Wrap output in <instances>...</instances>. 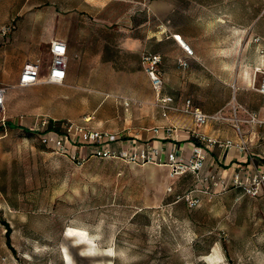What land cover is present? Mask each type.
<instances>
[{"label": "rangeland", "instance_id": "1", "mask_svg": "<svg viewBox=\"0 0 264 264\" xmlns=\"http://www.w3.org/2000/svg\"><path fill=\"white\" fill-rule=\"evenodd\" d=\"M114 1L123 13L124 1ZM73 3L82 0H0V86L7 88L0 115V264H264V195L218 191L209 173L171 176L169 166L125 157L77 163L40 141L33 129L41 115L60 121L95 115L103 97L111 111L130 113L146 92L141 54L131 92L71 91L63 82L17 86L24 59H32L27 47L62 38L66 5ZM128 13L144 18L136 2ZM151 18L159 24V15ZM159 46L154 39L153 48ZM38 55L45 69L47 49Z\"/></svg>", "mask_w": 264, "mask_h": 264}, {"label": "crops", "instance_id": "2", "mask_svg": "<svg viewBox=\"0 0 264 264\" xmlns=\"http://www.w3.org/2000/svg\"><path fill=\"white\" fill-rule=\"evenodd\" d=\"M123 1L126 5L123 13L119 10L122 3L114 0H82L81 4L66 5L65 32L57 39H62L66 45L67 65L62 82L71 91H133L137 82L138 54L150 51L161 57V94L172 97L173 106L181 108L189 99L191 105L203 113L230 117L235 100V104L264 121V94L253 87L261 78L260 71L264 70V0ZM132 2L142 6L143 19L130 18L128 12ZM153 14L159 15V24H154ZM174 35L189 46L191 56L185 53ZM52 39L55 38L39 41L33 48L27 47L30 60L39 58L42 46L49 53ZM154 39L160 41L156 49L153 48ZM178 59H185L187 65L179 66ZM48 64L43 69L40 59L41 79L47 74ZM145 86L146 92L139 98L142 102L130 107V113L111 111L106 104L110 99L103 97L95 115L67 119L114 133L116 140L109 144L114 150L155 147L158 157L164 161L171 151L181 158L188 157L192 145L197 142L191 132L195 129L192 116L171 110L163 117L160 109L152 105L156 94L147 75ZM237 117L246 118L247 115L238 111ZM227 122L209 120L198 130L209 136L235 140L233 130H225ZM8 123L9 126L16 124L13 120ZM59 123L56 130H60ZM166 125L174 126L175 130L165 132ZM240 126L245 127L242 130L243 137L250 143L248 151L218 146L206 149L202 173H212L230 181L235 172L249 169L250 160L256 163L264 160V143L260 142L264 137V122H242ZM154 128L159 129L155 132ZM91 148L92 145H80L76 152L80 157H87ZM228 190L241 191L235 187Z\"/></svg>", "mask_w": 264, "mask_h": 264}, {"label": "built area", "instance_id": "3", "mask_svg": "<svg viewBox=\"0 0 264 264\" xmlns=\"http://www.w3.org/2000/svg\"><path fill=\"white\" fill-rule=\"evenodd\" d=\"M181 47L188 56L192 55V50L182 42L179 36L174 35ZM255 41L258 37L254 38ZM50 62L47 66V74L44 78H40V59L38 57L33 60L26 61L21 67L18 86H30L39 82L46 83H61L65 76V69L67 65L66 45L62 39H52L49 42ZM264 50V49H262ZM143 71L148 76L151 86L156 94L155 105L160 109L161 115L166 117L171 110L182 111L189 113L192 116L195 129L192 130V135L196 139V143L192 145L191 152L188 157L181 158L176 155L174 151L167 154L165 161L158 157V149L155 147H138L132 151L124 149L114 150L109 147L110 142L116 140V135L109 131L96 129L94 127L80 124L68 119L62 120L59 123L60 130H56L53 123L54 119L46 115H41L36 118V127L33 130H39V139L45 145L51 147L55 152L69 157L77 163L85 157H80L76 152V148L80 145H92L87 157L99 158H128L134 163H158L166 164L170 167V175L173 176L178 173L192 172L199 173L204 167L206 156V149L214 146L218 147H234L239 151L247 152V139L243 137V132L240 128V123H261L254 113L248 112L240 104L232 105V115L225 117L221 114H206L200 111L199 108L191 105L189 99L184 101V106L181 108L172 105V97L161 94L162 78L161 72L158 68L161 57L158 53L143 52L140 56ZM178 65L185 67L187 61L185 59H178ZM261 78L259 82L254 85V89L261 94H264V70H261ZM6 87L0 86V115L4 107V98ZM125 106L129 104L126 98L122 101ZM241 111L247 115L246 118L237 117V112ZM2 123L4 118L0 117ZM209 120H230L233 127L237 131V139H222L216 136H209L198 130L199 127L205 125ZM164 131L171 133L175 130L172 125L163 127ZM159 128H154L157 132ZM210 178L213 179V185L218 191H226L230 187L239 188L241 192L250 197H257L264 195V160L256 163L253 160L249 161V169L243 172H235L230 181L217 178L214 174L209 173ZM170 189V188H169ZM189 203H194L193 199H189Z\"/></svg>", "mask_w": 264, "mask_h": 264}, {"label": "trees", "instance_id": "4", "mask_svg": "<svg viewBox=\"0 0 264 264\" xmlns=\"http://www.w3.org/2000/svg\"><path fill=\"white\" fill-rule=\"evenodd\" d=\"M9 124V123H8ZM8 233H9V231L7 230L6 231V234H5V236H6V243L8 244V246H10V239H9V235H8Z\"/></svg>", "mask_w": 264, "mask_h": 264}]
</instances>
